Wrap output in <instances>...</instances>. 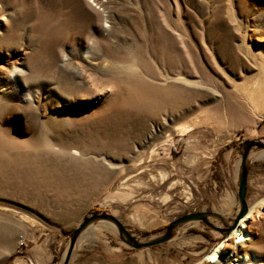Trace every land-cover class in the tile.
<instances>
[{
	"label": "rangeland",
	"instance_id": "obj_1",
	"mask_svg": "<svg viewBox=\"0 0 264 264\" xmlns=\"http://www.w3.org/2000/svg\"><path fill=\"white\" fill-rule=\"evenodd\" d=\"M261 144L264 0H0V264H264Z\"/></svg>",
	"mask_w": 264,
	"mask_h": 264
},
{
	"label": "water",
	"instance_id": "obj_2",
	"mask_svg": "<svg viewBox=\"0 0 264 264\" xmlns=\"http://www.w3.org/2000/svg\"><path fill=\"white\" fill-rule=\"evenodd\" d=\"M258 146L264 149V145L261 144ZM248 147L245 149L244 153L242 154L241 163H240L241 169H240L239 176H238L237 199L240 204V210H239L237 219L241 218L247 210L246 203H245L246 175H247V168L245 166V160H246V152H247ZM208 217L218 218L216 214L210 213V212H196V213L185 214L173 220L172 222H170L165 227L164 233L162 235L154 237L146 242H140L136 238H134L131 234H129L127 230L120 224V222L116 220L113 216L106 214V213L91 214L89 217H84L83 220L79 223V225L69 233V242H68V246L65 252L63 264H68V261L72 254L76 241L78 237L81 235V233L90 224L96 221H99V220L112 223L118 231L120 240L124 244H126L128 247L138 250V249L148 248V247L156 246L164 242H167L169 239H171L173 230L181 224L193 222V221H201L205 224H208L206 220Z\"/></svg>",
	"mask_w": 264,
	"mask_h": 264
},
{
	"label": "bare ground",
	"instance_id": "obj_3",
	"mask_svg": "<svg viewBox=\"0 0 264 264\" xmlns=\"http://www.w3.org/2000/svg\"><path fill=\"white\" fill-rule=\"evenodd\" d=\"M73 154H75V153L73 152ZM255 216H259V214H255ZM249 219L252 220V212H251V209L246 210L245 214L242 216L241 221H240L241 226H239L237 229H235L233 231V233H232L234 235L233 238H237L238 239V242H243L244 240H248V238L246 237V234H244V231L243 230L244 229H247L250 226L249 223H248V220ZM226 245H227L226 242L223 243V246H226ZM219 248H220V246H219ZM217 251L218 250L214 251L211 255H209L207 257V259H208L209 262H212L213 261L212 258L215 257ZM237 257L239 259V256H237ZM241 257L242 256H240V258Z\"/></svg>",
	"mask_w": 264,
	"mask_h": 264
},
{
	"label": "snow or ice",
	"instance_id": "obj_4",
	"mask_svg": "<svg viewBox=\"0 0 264 264\" xmlns=\"http://www.w3.org/2000/svg\"><path fill=\"white\" fill-rule=\"evenodd\" d=\"M212 259H215L214 257Z\"/></svg>",
	"mask_w": 264,
	"mask_h": 264
}]
</instances>
